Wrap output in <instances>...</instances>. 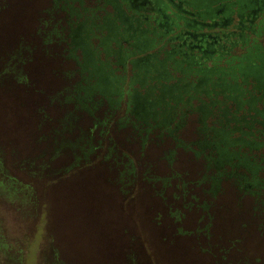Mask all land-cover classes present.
<instances>
[{
    "label": "trees",
    "instance_id": "16d2710c",
    "mask_svg": "<svg viewBox=\"0 0 264 264\" xmlns=\"http://www.w3.org/2000/svg\"><path fill=\"white\" fill-rule=\"evenodd\" d=\"M137 16L130 0H0V101L30 142L24 157L0 145L1 179L25 193V220L63 191L88 219L106 208L109 264H264V20L252 35L248 20L225 22L236 33L206 65L175 38L162 54L131 51ZM60 246L46 264H63Z\"/></svg>",
    "mask_w": 264,
    "mask_h": 264
},
{
    "label": "rangeland",
    "instance_id": "374dc122",
    "mask_svg": "<svg viewBox=\"0 0 264 264\" xmlns=\"http://www.w3.org/2000/svg\"><path fill=\"white\" fill-rule=\"evenodd\" d=\"M172 1L176 3L179 0ZM233 2L234 5L231 7V10L233 12L234 22L237 21L239 15L245 16L246 13H251L252 10L257 9L258 15L251 23L248 22V24L245 25L246 27L250 25L252 28H248L254 29L251 33L250 31L246 33V35H252V33L259 28V23L264 20V7H260L261 5L259 6V0H257V2H251V0H233ZM41 3L33 4L31 7V15L35 9L42 5ZM215 4L216 2H213L211 6ZM239 5L242 7L241 10L238 9ZM181 7L192 11L200 9L197 5L192 3L183 4ZM110 9L111 7H108V10ZM173 11L177 14L181 13L177 12L174 8L172 9V13ZM151 12H153L152 15L155 13L154 10ZM223 13H225V10L221 11V14ZM23 25H28L33 28L34 21H23ZM161 30L164 29L161 28ZM262 32L264 34V28ZM174 34L175 30H173L171 26L165 34L160 32V35H156L157 38L155 42L158 44L155 47L153 43H150L145 44L142 48H144L143 50L149 48L151 52L158 51L159 54H162L168 48L166 45L168 38ZM260 43L264 44V41L260 40ZM125 45L131 51L135 50L134 46L131 44L126 43ZM230 52H241L239 44L236 43V45L230 49ZM115 55L111 57L113 62L116 61ZM215 59H218L217 61L221 64V54H219V52L205 57L204 63L206 65H213ZM62 67L65 68L66 65L63 64ZM121 72L124 73L127 78L130 77L134 72L133 64L130 62L126 63L125 66L122 67ZM44 82L48 83L50 80L45 78ZM12 109L13 106L11 102L0 101V145L4 146L8 142H12L14 145L12 144L10 146H16V149L18 148L17 152L22 154L21 157H24V155L29 153L30 142H28L24 130H22V128L19 129L18 126L16 127L18 118L14 116ZM20 114L23 115V110ZM6 160H8L7 156L4 158L5 163H7ZM23 191L26 192L25 190ZM61 193V195L57 193L60 195L59 197L55 195L53 198L51 197V200H49V202L47 201L46 210L42 209V211H39L36 218L33 220H25V217H23L16 208L18 205L17 202L21 205L26 200L25 193L21 191L17 192L9 181L5 179L2 180L0 177L1 247L6 249L13 257L14 260L11 261L10 264H46V256L49 255L53 239L54 242L58 241L62 244V247H59V258L63 264H109L106 243L109 241L110 243L112 242L113 222L106 216L107 209H102L103 219L100 220L101 222H98L95 217H90L88 219L77 213L80 209L77 207L78 201L76 203V200H74L77 199L76 197L71 196L69 198L64 191ZM109 218L112 217L110 216ZM51 238L52 242H50ZM172 259L173 258H171V260ZM188 263L184 260V262L182 261L180 264ZM175 264H177V262H175Z\"/></svg>",
    "mask_w": 264,
    "mask_h": 264
},
{
    "label": "flooded vegetation",
    "instance_id": "af4514ba",
    "mask_svg": "<svg viewBox=\"0 0 264 264\" xmlns=\"http://www.w3.org/2000/svg\"><path fill=\"white\" fill-rule=\"evenodd\" d=\"M130 1L132 6L135 7V9H138V14L142 17L139 18L137 16L136 18H138L137 26L142 24V26L139 27L138 33L143 37L141 40L136 39L131 43L134 47H139L150 42V37H148V35L146 36L148 31L152 36H156L160 35V32L165 34L172 26V29L175 30V34L171 35L168 40L175 38L177 41L172 43L173 46L179 45L189 49V54L187 55L189 57V63L202 64L204 63L202 60L205 57H209L215 52L221 54V52L227 48L228 43L230 42L229 38L236 33L235 29H226L224 26L225 22L234 21L232 15L233 12L231 10L234 2H229L228 0L225 2H221V0H179L176 3L172 0ZM252 1L257 2V0H251V2ZM213 2H216V4L211 6ZM187 3L197 5L200 9L192 11L181 7L183 4ZM173 8L181 13L177 14L174 11L172 13ZM238 9H242L241 5L238 6ZM152 10L155 12L153 15V12H151ZM224 10L225 13L221 14V11ZM111 12L112 11L109 13ZM256 12L257 10L254 9L251 13H246L245 16L241 15L237 20L239 23L238 27H244V20L252 22L256 17ZM109 13H105L103 17L105 25L103 27L107 30L106 36L109 35V32H114L113 30L118 28L114 19L108 17ZM133 14L131 17H134ZM85 20L83 22H85ZM92 21L93 19L90 18V22ZM81 27L82 25H78L76 31H74V35L77 36V38H80ZM126 28L130 29L132 28V25L127 22ZM137 28L132 29L135 32ZM161 28L164 30H161ZM79 43L84 44V42L81 41V38L79 39ZM126 49L127 48H125V50ZM91 54L93 55L92 52ZM88 59H91V57L89 56ZM139 59L140 57H137V59H134L133 63L139 66L141 64L138 62ZM133 97L134 99H137V95Z\"/></svg>",
    "mask_w": 264,
    "mask_h": 264
},
{
    "label": "water",
    "instance_id": "95a60500",
    "mask_svg": "<svg viewBox=\"0 0 264 264\" xmlns=\"http://www.w3.org/2000/svg\"><path fill=\"white\" fill-rule=\"evenodd\" d=\"M83 50L85 51V50H86V47H84ZM88 60H89V59L86 57V61H88ZM91 65H93V64H91ZM93 69L96 70L94 66H93ZM97 69H100V70H101V67H100V66H97ZM100 70H99V71H100ZM98 73L104 74L102 71H100V72H98Z\"/></svg>",
    "mask_w": 264,
    "mask_h": 264
}]
</instances>
